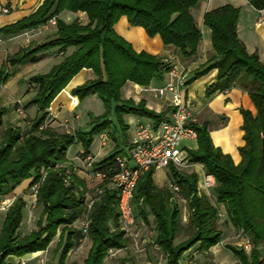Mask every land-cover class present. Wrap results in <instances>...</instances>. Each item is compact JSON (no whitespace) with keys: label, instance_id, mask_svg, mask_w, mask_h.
<instances>
[{"label":"trees","instance_id":"obj_1","mask_svg":"<svg viewBox=\"0 0 264 264\" xmlns=\"http://www.w3.org/2000/svg\"><path fill=\"white\" fill-rule=\"evenodd\" d=\"M10 2L12 0H6ZM201 0H42L28 16L0 28L3 38L17 37L45 26L55 18L54 37L44 44L28 46L8 56L0 65V90L16 69L40 61L41 55L56 50L61 61L47 73L31 76L28 86L34 94L24 110L34 107L36 115L28 121V128L17 125L4 126L6 110L0 108V200L14 197L7 208L0 228V264H12L11 258H22L45 252L57 238L56 264H66L69 253L76 247L77 232L71 227L88 220L87 236L90 248L83 264H104L111 251L123 250L128 237L121 226V213L117 191L111 179L119 172L116 157L126 156L124 150L114 149L108 156L92 164L90 176L102 174L99 181L101 194L91 203L86 180L69 173L67 153L80 143L87 159L94 137L117 128L123 145L127 146L128 126L123 117L132 115L147 119L153 128L166 119L165 113H155L143 101L121 98V89L127 82L147 88L152 82L162 81L170 66L164 59L144 51L136 52L132 45L114 30L122 17L129 26L144 30L148 38L159 37L162 45L172 46L183 58L197 53L202 38L191 10ZM255 11L264 10V0H246ZM84 14L66 23L63 13ZM239 9L225 5L203 16V26L210 32L213 57L187 82L191 84L204 74L216 70L214 84L205 90V96L223 93L236 86L246 92L254 105L255 115L239 109L242 117L241 131L244 145L238 149L240 162L215 147L208 124L189 126L196 134L197 148L187 150L190 164L202 165L215 181L213 195L216 204L224 208L227 222L234 231L250 239L252 249L246 253L241 248L225 247L239 264H264V64L256 54H249L237 36ZM83 70H90L94 79L74 88L71 95L80 102L97 97L104 107L98 117L89 114L88 132L58 133L47 125L49 108L71 80ZM110 115L114 117L112 126ZM4 126V127H3ZM115 139H113L114 141ZM170 188L176 186L186 203V227L181 214L167 188L158 187L154 170H147L139 178L133 195L135 220L149 223L152 218L154 243L165 257V264H180L183 256L194 247L203 253L221 242L218 229V209L198 189L196 173L187 174L172 166L168 169ZM36 186V206L42 207L37 221V231L21 235L23 211L22 197L13 195L23 182ZM186 230L190 235L175 244Z\"/></svg>","mask_w":264,"mask_h":264},{"label":"crops","instance_id":"obj_2","mask_svg":"<svg viewBox=\"0 0 264 264\" xmlns=\"http://www.w3.org/2000/svg\"><path fill=\"white\" fill-rule=\"evenodd\" d=\"M34 1L35 0H12L7 2L6 0H0V9H9V14L0 13V28L5 25L15 23V21L20 20L21 18L32 13L42 2L41 0L34 9L28 11L30 7L29 5H31V3ZM225 5H230L239 9L240 13L237 21V36L244 44L246 51L249 54H256L260 62L264 64V10L255 11L248 6L246 0H201L199 5L195 9L191 10V15L195 20L197 28L202 34V38L199 43L197 53L188 58H183L180 52L174 47L162 45L159 37L150 39L147 37L142 28L129 26L126 17H122L119 20V22L115 25L114 31L125 41L130 43L136 52L144 51L149 54L159 56L164 60H170L181 70H184L187 77L186 81H188L195 73L200 72L202 67L205 66L213 57L210 32L203 26V16L206 12ZM196 11L197 15L195 17L194 12ZM59 18L66 23H70L76 18H79L82 22L86 21L85 15L81 13L73 15L71 13L63 12ZM54 33L55 24L48 22L45 26H41L38 29L23 33L17 37L3 38L0 36V48L5 43L17 44L19 41H24V44H22L19 49L26 48L28 46L33 47L36 45H41L52 39L54 37ZM41 56L42 57L40 61L37 63H43V66H46V70L38 72L39 74L47 73L54 65L61 61V54H58L56 50L42 54ZM34 64H27L14 70L11 69L10 72H14V74L5 84V87L10 81H18L21 79L22 76L20 75L22 69L28 68V70L31 71V68L29 67ZM40 68H42L41 65ZM216 74L217 71L212 70L199 77L191 84L186 85L183 92V97L187 107L189 108V111L191 112L190 123L201 126L203 124H208V130L214 146L219 148L224 154L229 155L233 162L238 164L240 162L238 149L244 145V141L242 140L243 132L241 131L242 117L239 113V109L248 110L253 115H255L256 111L248 94L236 86L231 87L229 90L223 93H216L210 97H206L205 90L207 87L214 84ZM94 78L95 77L92 71L83 70L77 76H75L68 86L56 97L48 110L49 117L47 118L50 128L58 133L70 134L69 131H63L62 127L65 124H69L73 127L74 123L81 121V123L86 124L87 127L84 132H88L90 130L89 116L88 118H83V116L78 111L82 102H80L75 97L78 106L77 108L73 109L69 96H72L71 91L74 88L81 86L85 82L93 80ZM164 80L165 78L159 82H152L149 87L160 86L163 84ZM142 89V87L127 82L121 89V98L124 100L134 101L135 103L143 101L147 109L157 114L166 112V117H168L170 115L168 100H158V98H156L154 95L142 92ZM32 96L28 98V101L32 98ZM89 98L98 99L95 96ZM25 106L26 105L23 107ZM29 110L34 111V114L36 115V109L34 107L26 109L25 113H27ZM103 113L104 111L99 114L92 115L98 117ZM123 120L125 125L129 128L127 133V146L123 145L121 140H118L119 142L117 141L118 143H115V140L113 141L112 139L113 148L108 153L104 152L103 147L107 145L106 143L108 139L106 137L107 133L104 132L101 135L94 137L89 151L90 155L87 157V159H80V155L83 153L80 143H77L69 149L67 153L68 163L65 167H67L69 173L76 174L79 178L85 179L88 189L89 187L87 181L88 179L91 180L90 171L92 164L108 156L114 151V149H122L128 152L135 128L140 124H151V122L147 119L138 118L132 115L124 116ZM76 131H81V129ZM130 133H132V136L129 135ZM103 138L105 140L104 142L102 141ZM182 147L185 152L187 150H195L197 148L196 139L184 141ZM182 172H187V174H197L198 189L202 175L206 174L203 166L199 164H191V167L187 168L186 170H182ZM153 180L158 187L170 188L171 180L167 169L155 170L153 174ZM29 183V181H26L21 184L15 189L13 195L16 196L19 193L25 191V188L29 186ZM200 189L199 193L204 195L203 191L201 192ZM218 207L224 211L222 205H219ZM40 253L41 252H38L36 255ZM34 255L35 254H33V256ZM29 256L31 255H27L22 258L13 257L11 258V262L12 264L18 263L19 261H24V258Z\"/></svg>","mask_w":264,"mask_h":264},{"label":"rangeland","instance_id":"obj_3","mask_svg":"<svg viewBox=\"0 0 264 264\" xmlns=\"http://www.w3.org/2000/svg\"><path fill=\"white\" fill-rule=\"evenodd\" d=\"M40 1L41 0H35L34 2H32L31 5H29L30 7L28 11L34 9ZM194 15L196 17L197 11L194 12ZM23 42L24 41H19V43L17 44L5 43L0 48V65L3 63L6 57L18 52L20 50V46L24 44ZM40 65L42 66V68H40ZM29 68H31V71H29L28 68L22 69L20 75L22 76L21 79H19L18 81H10L6 85V87L5 85L4 87H2V91L0 90V108L6 110V115L4 116V126L17 125L22 130H26L28 128V121L33 119L35 116L34 111L29 110L27 113H25V110L23 109V106L28 103V98L34 94L33 89L28 86V80L31 75H36L39 74L38 72L46 70V66H43V63H36ZM10 71L11 69H9V72ZM81 102L82 104L79 107L78 111L83 116V118H88L89 114H99L104 111L103 104L99 99L86 98ZM109 119L112 121V126H115L116 124L114 117L110 115ZM62 128L63 131H69L70 134H73L78 129H81V131L84 132L87 127L86 124L81 123V121H77L76 123H74L73 127L69 124H65ZM106 133V137L108 138L106 143L107 145L103 148L104 152L108 153L113 148L112 139H115V143H118L121 139L116 127H110ZM129 135L132 136V133H130ZM99 183V181L92 179V177L91 180L88 179L87 181L90 191L87 196V201L89 204L91 203L95 195H99L102 192L98 186ZM25 189V191L16 195V197H22L26 203V208L24 209L22 216L23 222L20 228V234L22 236L29 234L31 231L38 230L37 221L42 215V207L36 206V186H34L33 188H29L28 186ZM167 189L172 195L173 202H175L178 209L180 210L181 222L183 226L186 227L188 220L186 203L181 198L179 193L173 192L169 187H167ZM200 191L202 192L201 189ZM208 198L210 199L209 201L213 203L218 209V229L222 232L221 242L218 246L212 248L210 250V253L208 254L200 252L197 246L194 247L183 256L180 264H239L238 261L233 257V255L225 249V247L227 246L238 248V232L234 231L231 225L227 222L224 211H222L216 204L213 190L209 192ZM14 199V197H10L4 200H0V203H5L4 205L0 204V228L4 218V214L7 208L12 204ZM80 222V220L77 221L71 227L73 231L78 233L76 240L77 244L76 247L69 253L66 264H83L86 258L85 256H87L88 250L90 248L91 243L88 237L79 234ZM132 232L135 236L128 239L127 247L123 250L111 251L104 264H165V257L154 243L155 234L153 231V223L151 217H149V223H144L141 219L138 218L136 225L132 229ZM190 233L191 232H189V230H186L181 236L178 237L177 240H175V244H178L187 239ZM55 243H57V238L53 240L52 244H50L49 248L45 252H41L38 255L35 254L34 256L31 255L27 258H24L25 264H56L58 253L55 252Z\"/></svg>","mask_w":264,"mask_h":264},{"label":"built area","instance_id":"obj_4","mask_svg":"<svg viewBox=\"0 0 264 264\" xmlns=\"http://www.w3.org/2000/svg\"><path fill=\"white\" fill-rule=\"evenodd\" d=\"M0 13L9 14V9L1 8ZM49 22L55 24V18ZM164 62L169 64L170 68L164 77L163 84L143 88L142 92L152 94L158 100H168L170 115L157 128H153L151 124H140L135 128L127 155L115 159L119 172L110 181L111 187L117 191L121 226L128 238L135 236L132 232L136 225L132 201L135 184L141 175L147 170L168 169L170 166L181 171L191 167L182 147L184 141L196 139L194 130L189 126L191 112L183 97L187 77L184 70L170 60H164ZM71 106L75 109L78 103L71 99ZM102 141H105L104 138ZM91 177L97 181L105 179V176L99 173ZM199 186L204 195L209 197V192L215 187V181L211 176L204 174ZM171 190L178 192L176 186H171ZM79 229L83 234L87 233V219L79 223ZM237 238H239L238 248L246 253L250 252L252 249L250 239L241 232L237 234ZM18 264H25V262L19 261Z\"/></svg>","mask_w":264,"mask_h":264},{"label":"bare ground","instance_id":"obj_5","mask_svg":"<svg viewBox=\"0 0 264 264\" xmlns=\"http://www.w3.org/2000/svg\"><path fill=\"white\" fill-rule=\"evenodd\" d=\"M69 99H73L74 102H77L76 98L73 96H69ZM203 176V175H202Z\"/></svg>","mask_w":264,"mask_h":264}]
</instances>
